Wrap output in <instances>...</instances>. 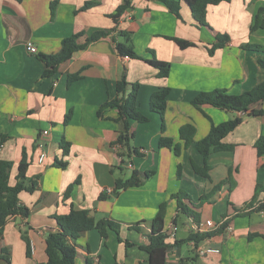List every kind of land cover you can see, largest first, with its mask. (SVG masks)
<instances>
[{
  "label": "crops",
  "instance_id": "crops-1",
  "mask_svg": "<svg viewBox=\"0 0 264 264\" xmlns=\"http://www.w3.org/2000/svg\"><path fill=\"white\" fill-rule=\"evenodd\" d=\"M91 1L98 4L82 11ZM53 2H57L55 13ZM124 3L0 0V160L13 163L11 186L17 184L23 161L28 163L27 186L37 181L35 191L20 194V204L29 209V216H14L4 228L0 264L3 260L8 264H47L46 238L59 229L56 217L69 214L72 208L89 210L96 221L114 220L121 225V238L134 244L127 247L111 230L105 239L94 229L77 241L78 264H86L88 258L93 264H178L182 260L187 264H264V211L247 207L256 185H264V155L259 157L254 147L264 136V115L226 112L210 105L199 109L192 104L202 92L224 89L240 95L264 83V68L259 64L264 52L244 47L264 46V29L252 31L264 0L210 5L206 15L209 26L201 28L184 1L180 2L178 17L161 0H132L131 8L117 24L111 16ZM99 32L109 35L86 43ZM121 32L131 33L140 56H155L169 63L168 76H159V71L143 60L120 56L114 40L124 41ZM76 34L82 35L78 42L85 48L63 63L54 76L46 77L40 56L58 54L63 41ZM219 34L228 35L229 41L210 53ZM172 38L194 46L183 49ZM28 43L37 48V53L27 50ZM75 74L80 78L69 85V77ZM124 74L129 84L127 94L133 84H140L138 108L149 118L132 123L135 137L131 145L141 155L131 157L116 144L121 131L116 121L118 111L106 108L98 114L104 104L120 98L117 85ZM163 88L171 89L164 115L165 132L160 115L150 105L153 93ZM255 108L264 109V103ZM236 117L242 118V124L223 140L234 146L233 151L212 153L210 179L198 175L193 162L202 167L205 159L197 142L210 133L212 124ZM188 124L196 128V134L194 143L185 148L180 130ZM163 136L183 145L179 157L173 149L159 147ZM43 152L46 155L41 161ZM134 170L154 174L140 187L115 196L117 181L129 179ZM226 179L229 181L223 184ZM221 184L220 190L199 208L184 201L200 214V221L228 222L226 228L219 231L221 225L199 244L219 252L201 256L193 242L176 245V241L194 233L197 221L178 215L173 196L184 191L199 203L204 194ZM102 194L109 198L100 200ZM164 203L165 231L169 234L176 228V233L174 237L168 235L167 248L150 253L144 247L151 243L152 221ZM138 224V230L132 229ZM252 234L259 236L249 239ZM26 239L31 245L30 256Z\"/></svg>",
  "mask_w": 264,
  "mask_h": 264
},
{
  "label": "trees",
  "instance_id": "trees-1",
  "mask_svg": "<svg viewBox=\"0 0 264 264\" xmlns=\"http://www.w3.org/2000/svg\"><path fill=\"white\" fill-rule=\"evenodd\" d=\"M22 1V0H17ZM163 1L169 10L180 17V2H186L191 11L194 20L198 24L199 28L209 26L206 15L207 8L210 5H218L222 2H229L231 0H161ZM257 0H252L255 3ZM132 0H125V3L119 6L116 12L111 16L114 21L118 24L119 20L124 16V14L131 8ZM98 4V1L86 2L85 5L81 8L82 11L88 10ZM57 2H53L51 5L52 13H55ZM257 29H264V7L259 8L256 14L255 26L252 28V31ZM109 33L99 32L91 37L87 38L86 43L95 42L101 38L107 37ZM121 35L124 36L123 42H116V48L120 56L130 57L132 59L143 60L152 67L156 68L159 71V76L166 77L170 72V64L158 60L155 56L152 58H146L140 56L134 49L132 43L131 33L121 32ZM81 34H76L71 37L66 38L62 43L61 51L56 55H41L40 59L45 64L46 69L44 75L46 77H51L56 74L59 67L69 61L77 52L85 48V44H79L78 40L81 37ZM175 40L178 45L185 49L194 46L189 41L172 38ZM229 41L228 35H217V43L213 48L210 49V53H214L217 48H223L226 43ZM246 49L252 51L264 52V46L259 44H247L244 46ZM259 64L264 68V58L259 59ZM80 75L75 74L69 77V85L79 79ZM127 77L126 74L123 75V78L118 82L117 90L120 94V98L113 99L102 106L99 111V115H102L103 111L106 108L116 109L119 113V117L116 121L121 125L120 135L116 144L120 145L124 149L127 157H131L132 154L141 155L137 149L132 148V141L135 137V133L132 131V123L138 122L143 123L149 121V118L141 113L138 108V99H139V90L140 84H133L132 91L127 94ZM171 89L163 88L153 93L150 101L151 110L160 115L162 119V132H165V122L164 115L167 110L168 98L170 96ZM264 103V83L258 84L253 87L251 90H248L240 95H233L228 93L224 89H218L212 92H202L199 93L193 100L192 104L196 108H201L204 105H210L221 111L226 112H238L246 113L250 116H261L264 115V109L255 108L258 105ZM69 120V115H67V121ZM242 118L236 117L234 119L223 122L219 125L212 124L210 133L198 141L196 147L198 151L204 156L205 164L204 166H198L193 162V169L198 174L207 179H210V171L212 166L209 164V158L212 153L220 151H233L234 146L229 145L223 142V140L233 131H235L241 124ZM196 134V128L188 124L181 128L180 130V139L183 141L185 148H189L194 143V137ZM182 144L175 143L172 138L163 136L159 141L160 148L173 149L176 156L181 155V150L183 147ZM254 147L256 149L257 155L259 157L264 155V136H260ZM64 154L68 153V150L64 148ZM13 166V163L10 161L0 160V238L3 236L4 228L8 220L14 216H29V209L21 206L20 204V194L24 191L33 192L37 187V181H32L30 186H27V170L28 163L23 161L19 166V173L17 176V184L11 186L9 183L10 170ZM62 167H65V164H62ZM154 172H141L140 170H134L132 176L127 179H119L116 183L114 189V195L118 196L122 191L133 188L140 187L146 180H148ZM182 175V168L179 165L178 167V178ZM226 182L224 181L223 184ZM76 185L79 184V180L76 181ZM70 186V190L67 195L75 187ZM214 186L213 190L209 193L204 194L200 198L199 203H195L194 200L184 191H179L176 193L173 198L177 200V210L178 215L182 213L188 217L194 218L197 222H200V214L197 213L194 209H190L185 200H188L194 207H201L209 201L222 187V185ZM264 197V185L257 184L255 187V192L252 200L247 204L248 208L260 212L264 211V198L261 200L260 197ZM109 196L102 194L100 200H105ZM167 213V203H164L160 207V211L157 216L152 221V237L151 243L144 247L147 252L152 253L156 250H162L169 246L168 243V234L165 231V221ZM57 224L59 229L48 234L46 238V255L48 258L47 264H78V244L77 241L85 233L92 230H98L102 237L107 239L109 236V231H114L118 234L119 240L125 242L127 247H132L134 244L129 240H123L120 236L121 225L115 222L112 219H101L96 221L95 217L90 214L89 210H79L72 208L70 213L67 215H61L56 217ZM176 222V221H175ZM228 222H225L220 228L219 231H222L227 227ZM132 229H139L138 225H133ZM214 232V231H213ZM213 232L208 233H192L187 239L176 241V245L185 244L189 242L195 243V246L198 247L199 244L210 237ZM259 235L252 234L249 236V239L258 237ZM27 240V239H26ZM28 244V256L31 255V245L29 240ZM86 264H93L88 258ZM178 264H187L185 260L180 261Z\"/></svg>",
  "mask_w": 264,
  "mask_h": 264
},
{
  "label": "built area",
  "instance_id": "built-area-1",
  "mask_svg": "<svg viewBox=\"0 0 264 264\" xmlns=\"http://www.w3.org/2000/svg\"><path fill=\"white\" fill-rule=\"evenodd\" d=\"M27 50L30 52V53H37V48L32 44V43H28L27 44ZM45 135H48L49 134V131L48 130H45L43 132ZM41 147H44L43 144L40 145ZM45 152L42 153L41 155V161L44 160L45 158ZM222 224H218L216 222H213L211 220L209 221H200V222H196L193 224V231L194 233H198V234H201V233H208V232H212L214 230H217ZM229 230H232L233 228L232 227H229L228 228ZM176 233V228H173L172 230V233L170 232L168 235L169 236H172L174 237ZM196 251L199 255L203 256V255H206V254H212V253H217L219 252L218 250L214 249V248H211V247H204V246H198L196 247Z\"/></svg>",
  "mask_w": 264,
  "mask_h": 264
},
{
  "label": "water",
  "instance_id": "water-1",
  "mask_svg": "<svg viewBox=\"0 0 264 264\" xmlns=\"http://www.w3.org/2000/svg\"><path fill=\"white\" fill-rule=\"evenodd\" d=\"M91 215H94V214L91 212ZM1 264H8V262L6 260H3V263Z\"/></svg>",
  "mask_w": 264,
  "mask_h": 264
},
{
  "label": "rangeland",
  "instance_id": "rangeland-1",
  "mask_svg": "<svg viewBox=\"0 0 264 264\" xmlns=\"http://www.w3.org/2000/svg\"><path fill=\"white\" fill-rule=\"evenodd\" d=\"M228 181H229V180H227V179L225 180V182H228ZM181 235H182V234L180 233V236H181Z\"/></svg>",
  "mask_w": 264,
  "mask_h": 264
}]
</instances>
